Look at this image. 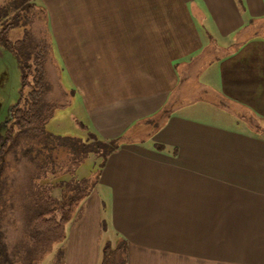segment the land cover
Listing matches in <instances>:
<instances>
[{
  "label": "crops",
  "instance_id": "1",
  "mask_svg": "<svg viewBox=\"0 0 264 264\" xmlns=\"http://www.w3.org/2000/svg\"><path fill=\"white\" fill-rule=\"evenodd\" d=\"M32 1L63 92L123 139L63 264L106 246L124 264H264V0Z\"/></svg>",
  "mask_w": 264,
  "mask_h": 264
},
{
  "label": "trees",
  "instance_id": "2",
  "mask_svg": "<svg viewBox=\"0 0 264 264\" xmlns=\"http://www.w3.org/2000/svg\"><path fill=\"white\" fill-rule=\"evenodd\" d=\"M38 20L44 22V28L40 29L44 33L41 37L33 35L30 31L31 25ZM1 23L3 28L0 30V45L14 55L20 70L21 85L18 100L10 106L4 121V134H0V187L6 191L4 181L11 160L17 161L26 157L32 163L27 177L32 192L23 193L21 196L30 197L31 209L28 213L34 222L35 234L45 229L50 232L43 241L44 248H40L41 251L34 260L36 261L43 253L49 252L56 242L64 239L67 225L92 187L87 178L77 179L74 176L76 166L92 153L101 156V168L106 157L120 146L123 139H103L94 134L92 137L79 139L48 132L45 129L46 122L56 107L64 105L67 101L62 99V95L65 97L66 94L58 82L52 63L44 10L32 0H0ZM15 26L23 28V37L14 41L7 40L4 33ZM53 86L62 94L61 100L54 101L50 96ZM58 148L65 149L69 157L68 169L59 176L68 174L71 178L50 184V189L48 185H36L35 179L44 178L48 173L58 177L55 176L57 163L53 157ZM97 178L98 175L95 176V179ZM56 189L57 193H54ZM3 195L5 194L0 189L1 213L8 208V202L11 200V195L1 200ZM3 246L0 231V264H15L12 257L2 250ZM119 253H123L119 246L114 249L106 246L103 249L101 264H124L122 256L115 260L114 255Z\"/></svg>",
  "mask_w": 264,
  "mask_h": 264
},
{
  "label": "rangeland",
  "instance_id": "3",
  "mask_svg": "<svg viewBox=\"0 0 264 264\" xmlns=\"http://www.w3.org/2000/svg\"><path fill=\"white\" fill-rule=\"evenodd\" d=\"M43 23L44 22L40 20L33 23L30 27L31 33L36 36H43L44 33L40 30L44 28ZM2 28L3 24L1 23L0 30ZM23 33L22 27L15 26L8 29L4 35L7 40L14 41L21 39ZM52 60L55 65H58V61L54 56ZM62 80L63 81H61L59 74V81L62 84V87H64V77H62ZM20 85L21 75L16 59L11 51L0 45L1 135L4 134L3 124L7 118L9 108L18 100ZM67 94L68 95L63 97V95L57 91V88L53 86V91L50 94L52 99L54 101L61 100L62 95V99L65 98L67 102H64V105L56 107L52 116L46 122L45 129L58 136L77 137L79 139L92 137V133L84 122L83 114L81 113L77 99L74 98L72 92H67ZM66 153V150L62 148L56 149L53 153L54 160H56L57 163V172L55 176L58 177H53V175L48 173L44 178L40 177L35 179L36 185H48L50 189V184H56L60 179L66 181L71 178L68 174L59 176L68 169L67 164L69 162V157ZM100 163L101 156L90 153L76 166L73 174L77 179L87 178L88 183L93 185L96 180L95 176L98 175L100 170ZM31 166L32 163H30L26 157L19 158L17 161L11 160L10 168L7 170V176L4 181V188L6 191L0 187L5 194L1 197V200H4L5 196L11 195V200L8 202L9 206H7L8 208H6L3 213L0 212V231L2 233L4 245V249L2 248V250L12 257L15 264H63L62 256H64L65 252L66 237L63 240L56 242L49 252L43 253L36 261H34L35 258L38 257L39 251H41L40 248H44L43 241H45L46 236H48L50 232L45 229L40 231L39 234H35L34 222L31 221V214L28 213V210L31 209L29 203L30 197L24 198V196H21L23 193L30 194V192H32V186L30 187V184L27 181ZM50 191L52 193L53 190L51 189ZM54 193H57V189L54 190ZM102 255L103 250L101 256ZM117 258L119 257H115V260ZM101 260L102 257L100 259V264Z\"/></svg>",
  "mask_w": 264,
  "mask_h": 264
}]
</instances>
